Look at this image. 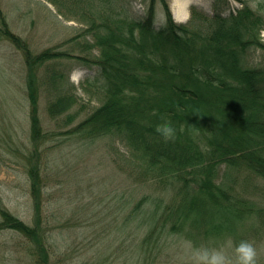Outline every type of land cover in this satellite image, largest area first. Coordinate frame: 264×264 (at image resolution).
Listing matches in <instances>:
<instances>
[{"label":"trees","instance_id":"1","mask_svg":"<svg viewBox=\"0 0 264 264\" xmlns=\"http://www.w3.org/2000/svg\"><path fill=\"white\" fill-rule=\"evenodd\" d=\"M50 1L84 20L99 55L54 48L34 53L26 39L11 30L0 5V36L23 52L27 65L34 148L37 151L46 136L39 116L40 67L69 56L95 68L86 82L101 93V104L70 132L85 141L107 136L119 140L127 148L131 173L170 191L169 199L141 207L143 198L130 211L128 218L141 210V229L150 223L139 244L138 264H161L176 240L183 242L180 253L185 256L184 243L199 247L211 239L225 242L230 235L239 243L250 238L248 222L264 227V205L243 194L239 183L245 178L264 185V63L250 60L252 51L264 48V16L249 4L228 14L217 8L203 23L189 27L177 22L168 2L161 0L167 18L156 26L157 0H150L139 19L125 13L118 4L123 0ZM51 76L60 82L59 94L49 104L57 116L71 109L78 97L69 93L62 74ZM164 121L176 130L173 140L165 141L156 131ZM40 170L38 163L28 168L34 223L0 202V230L21 232L30 242L33 264H50L40 212ZM244 185L247 189L248 183Z\"/></svg>","mask_w":264,"mask_h":264},{"label":"rangeland","instance_id":"2","mask_svg":"<svg viewBox=\"0 0 264 264\" xmlns=\"http://www.w3.org/2000/svg\"><path fill=\"white\" fill-rule=\"evenodd\" d=\"M166 1L174 19L189 27L203 23L204 16H212L217 8L228 14L250 2ZM149 3L150 0H123L118 4L131 18L139 19ZM0 5L11 30L26 39L34 53L54 48L72 54L99 55V49L93 45V32L86 31L87 26L78 14L59 9L50 0H0ZM181 6V13H186L183 20L176 16ZM192 6L197 8L194 14ZM257 11L264 16V2L258 4ZM166 18L162 1L157 0L156 26L164 25ZM261 39L264 42L262 34ZM250 60L253 64L264 63V48L252 51ZM26 71L23 52L0 36V202L25 222L34 223L36 211L28 168L38 163L41 221L50 248V264H138L139 244L150 223L141 229V210L128 218L130 211L143 198L141 207L153 205L154 200L169 199L170 191L131 173L125 159L127 148L119 140L107 136L85 141L70 132L102 99L97 88L92 89L86 82L88 76L95 75V68L76 57L54 58L39 69V116L46 136L36 151ZM56 71L63 75V84L78 101L66 113L53 116L49 104L58 96L60 82H53L50 75ZM233 175L238 178L237 173ZM239 183L244 186L243 194L264 205V185L245 178ZM246 227L250 238L245 240L255 245L257 264H264V227L258 221L254 227L252 222ZM242 229L241 226L239 231ZM229 239L238 244L232 235L226 241ZM225 242L211 239L202 246L220 247ZM29 243L28 237L19 231L0 230V264H33ZM182 244L176 240L174 247L179 253L175 254V248L166 250L161 264H191L194 246L184 243V256L180 253Z\"/></svg>","mask_w":264,"mask_h":264},{"label":"clouds","instance_id":"3","mask_svg":"<svg viewBox=\"0 0 264 264\" xmlns=\"http://www.w3.org/2000/svg\"><path fill=\"white\" fill-rule=\"evenodd\" d=\"M264 0H250L249 8L257 10L258 4ZM264 35V30H262ZM165 141L175 138L176 130L171 123L164 121L157 126ZM257 249L255 245L247 240H241L238 244L229 239L220 247H194L191 250V264H257Z\"/></svg>","mask_w":264,"mask_h":264},{"label":"bare ground","instance_id":"4","mask_svg":"<svg viewBox=\"0 0 264 264\" xmlns=\"http://www.w3.org/2000/svg\"><path fill=\"white\" fill-rule=\"evenodd\" d=\"M183 6H181L179 9H178V12L176 13V16H177V18L178 19H184L185 17H184V15H186V13H184V11H183V13H181V9H184V7L182 8Z\"/></svg>","mask_w":264,"mask_h":264}]
</instances>
